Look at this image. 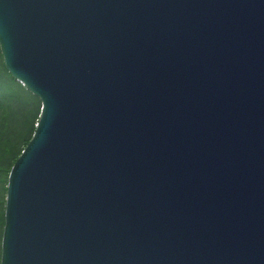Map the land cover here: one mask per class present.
<instances>
[{"label": "water", "instance_id": "obj_1", "mask_svg": "<svg viewBox=\"0 0 264 264\" xmlns=\"http://www.w3.org/2000/svg\"><path fill=\"white\" fill-rule=\"evenodd\" d=\"M0 49V264H264V0H0Z\"/></svg>", "mask_w": 264, "mask_h": 264}, {"label": "trees", "instance_id": "obj_2", "mask_svg": "<svg viewBox=\"0 0 264 264\" xmlns=\"http://www.w3.org/2000/svg\"><path fill=\"white\" fill-rule=\"evenodd\" d=\"M41 106L7 70L0 50V260L9 173L35 132Z\"/></svg>", "mask_w": 264, "mask_h": 264}, {"label": "rangeland", "instance_id": "obj_3", "mask_svg": "<svg viewBox=\"0 0 264 264\" xmlns=\"http://www.w3.org/2000/svg\"><path fill=\"white\" fill-rule=\"evenodd\" d=\"M1 50V49H0ZM2 53V52H1ZM4 58V57H3ZM5 63V62H4ZM39 98V97H38ZM39 100L41 101V99L39 98ZM41 105H42V102H41ZM41 108H42V106H41ZM1 244H2V242H1ZM0 262H1V260H0Z\"/></svg>", "mask_w": 264, "mask_h": 264}]
</instances>
